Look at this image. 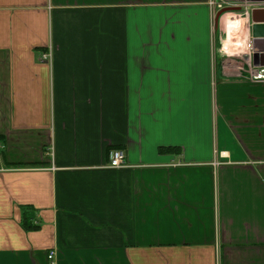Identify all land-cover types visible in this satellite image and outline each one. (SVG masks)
<instances>
[{"label": "crops", "instance_id": "obj_1", "mask_svg": "<svg viewBox=\"0 0 264 264\" xmlns=\"http://www.w3.org/2000/svg\"><path fill=\"white\" fill-rule=\"evenodd\" d=\"M254 10L0 0V264H264V82L221 68Z\"/></svg>", "mask_w": 264, "mask_h": 264}, {"label": "built area", "instance_id": "obj_2", "mask_svg": "<svg viewBox=\"0 0 264 264\" xmlns=\"http://www.w3.org/2000/svg\"><path fill=\"white\" fill-rule=\"evenodd\" d=\"M244 15L247 16V14ZM245 51L240 55V62H235L230 59L223 60L221 64L222 74L228 78H238L250 82H264V67H254L251 45L246 44ZM49 58V54H44L40 61L46 62ZM126 167L127 162L125 153L122 150H111L109 153V168L120 169ZM48 259L51 264H54L52 253L49 255Z\"/></svg>", "mask_w": 264, "mask_h": 264}, {"label": "water", "instance_id": "obj_3", "mask_svg": "<svg viewBox=\"0 0 264 264\" xmlns=\"http://www.w3.org/2000/svg\"><path fill=\"white\" fill-rule=\"evenodd\" d=\"M262 14H264V11L256 10L252 11L250 14V18L252 21L250 33L253 40L264 38V15ZM252 62L254 67H264V51H253Z\"/></svg>", "mask_w": 264, "mask_h": 264}, {"label": "bare ground", "instance_id": "obj_4", "mask_svg": "<svg viewBox=\"0 0 264 264\" xmlns=\"http://www.w3.org/2000/svg\"><path fill=\"white\" fill-rule=\"evenodd\" d=\"M240 30H241V18L240 19L236 18L235 20L233 19V21L231 20L229 21V24L227 26V32L224 37V43H223L224 50L233 52L240 50L238 48L244 46L243 38L236 36L237 34L240 33Z\"/></svg>", "mask_w": 264, "mask_h": 264}, {"label": "rangeland", "instance_id": "obj_5", "mask_svg": "<svg viewBox=\"0 0 264 264\" xmlns=\"http://www.w3.org/2000/svg\"><path fill=\"white\" fill-rule=\"evenodd\" d=\"M229 13V12H228ZM228 13H224V14H222L223 15V17H222V19L224 18V15H228ZM246 46V45H245ZM238 49H240V48H238ZM234 52V51H233ZM233 61H235V62H240L241 60H240V58H238V57H234V58H231Z\"/></svg>", "mask_w": 264, "mask_h": 264}]
</instances>
